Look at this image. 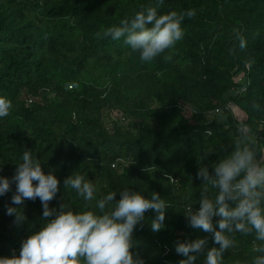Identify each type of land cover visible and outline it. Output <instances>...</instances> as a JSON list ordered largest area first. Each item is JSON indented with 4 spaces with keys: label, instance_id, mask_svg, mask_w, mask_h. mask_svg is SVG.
<instances>
[{
    "label": "trees",
    "instance_id": "obj_1",
    "mask_svg": "<svg viewBox=\"0 0 264 264\" xmlns=\"http://www.w3.org/2000/svg\"><path fill=\"white\" fill-rule=\"evenodd\" d=\"M156 4L0 0V95L12 102L9 115L0 119V176L11 180L22 152L31 150L45 174L52 171L60 181L49 201L57 211L63 203L74 211L94 210L95 200L111 190L129 188L145 198L156 192L167 204L164 226L154 232L155 213L146 210L132 233L131 251L144 264H179L184 257L175 252L177 242L207 237L209 248L218 247L210 233L189 224L184 205L191 198L199 208L198 169L211 172L232 150L240 134L238 114L264 149V0H163L161 13L195 9L196 15L183 21V39L148 63L123 38L104 36L142 6ZM234 29L246 39L245 48L238 46ZM239 76L248 86L236 94ZM230 102L235 112L227 110ZM73 173L93 182L92 201L65 187ZM14 193L13 182L0 196L4 257L18 256L22 241L54 218L43 217L39 198L13 205ZM7 206L22 208L26 220L18 224ZM236 239L224 264L253 255L251 235ZM196 264H203V253Z\"/></svg>",
    "mask_w": 264,
    "mask_h": 264
},
{
    "label": "clouds",
    "instance_id": "obj_2",
    "mask_svg": "<svg viewBox=\"0 0 264 264\" xmlns=\"http://www.w3.org/2000/svg\"><path fill=\"white\" fill-rule=\"evenodd\" d=\"M162 3L157 0L155 6H142L130 18L108 27L104 36L112 40L123 38L142 63L153 61L183 39V21L196 15L195 9L161 13L158 8ZM234 33L238 46L245 48L242 33L239 29H234ZM164 59L170 60L171 55ZM11 108V100L0 95V119L7 117ZM20 159L11 180L0 176V196L8 193L14 182L13 205L39 198L43 217L54 218L22 241L18 256H0V264H144L131 251L132 233L145 219L146 210L155 213L151 229L159 232L163 228L167 204L158 193L145 198L129 188L111 190L95 200L94 210L74 211L63 203L57 211L49 207V201L59 191L58 178L52 171L45 174L40 159L31 150H24ZM197 177L203 180L199 208L194 209L197 200L189 198L184 215L193 228L210 233L218 247L209 248L207 237L177 242L175 252L184 257L179 264H196L202 253L203 264H224V253L237 247V234L252 236L253 255L250 260H236L235 264H264V149L257 148L246 126L241 127L232 150L213 165V170L201 166ZM64 185L85 201L94 199L96 187L82 174L73 173ZM6 214L14 216L18 224L26 220L20 207L7 206ZM214 217L219 218L215 223Z\"/></svg>",
    "mask_w": 264,
    "mask_h": 264
},
{
    "label": "built area",
    "instance_id": "obj_3",
    "mask_svg": "<svg viewBox=\"0 0 264 264\" xmlns=\"http://www.w3.org/2000/svg\"><path fill=\"white\" fill-rule=\"evenodd\" d=\"M237 81H238L239 84L242 85V86L238 89V91L236 92V94H240V93H242V92H244V91L246 90L248 84H246V85L244 84V83L246 82V79H245L244 76H239V77L237 78ZM31 101H32V99L30 100V102H31ZM232 105L235 106L233 102H230V103L227 105V110H230L231 112H232V111L235 112V110L232 109ZM218 112H219V110H216V111H215V113H218ZM214 115H215L214 112H210V113H209V116H214ZM111 116H112L113 118H117V119H121L122 121H125L124 117H123L120 113L112 112V115H111ZM236 120H237V122H238V124H237L238 132L240 133V129H241V127L244 126V121L246 120V117L243 118V119H239L238 117H236ZM113 166L115 167V165H113Z\"/></svg>",
    "mask_w": 264,
    "mask_h": 264
},
{
    "label": "rangeland",
    "instance_id": "obj_4",
    "mask_svg": "<svg viewBox=\"0 0 264 264\" xmlns=\"http://www.w3.org/2000/svg\"><path fill=\"white\" fill-rule=\"evenodd\" d=\"M232 109H234V110L236 111V108H235V106H233V105H232ZM237 117H238L239 119H243V118H245V115H244V114H238Z\"/></svg>",
    "mask_w": 264,
    "mask_h": 264
}]
</instances>
